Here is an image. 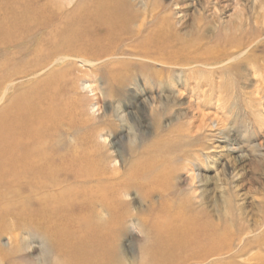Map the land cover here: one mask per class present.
Instances as JSON below:
<instances>
[{
    "label": "bare ground",
    "instance_id": "obj_1",
    "mask_svg": "<svg viewBox=\"0 0 264 264\" xmlns=\"http://www.w3.org/2000/svg\"><path fill=\"white\" fill-rule=\"evenodd\" d=\"M56 6L54 0H0V221L26 220L45 233L66 264H256L250 244L264 253L259 238L264 207L255 230L243 218L236 227L227 224L217 202L210 206L178 192L175 168L163 163L168 155L149 165L132 163L123 172L120 153L115 152L117 165L101 136L115 124L93 123V105L83 110L69 73L77 71V62L89 66L103 79L109 98H124L129 83L141 92L136 80L144 69L191 65L208 56L229 60L249 50L264 28L200 56L205 44L198 50L200 44L186 46L170 35L161 8L151 0L142 12L126 0H92L89 7L70 11ZM23 56H28L25 64H15ZM158 73L146 76L149 89L160 82ZM151 102L147 110L153 120L158 107L156 98ZM114 146L125 147L123 139ZM132 191L142 204L135 213L126 200ZM133 220L151 238L139 263L129 262L118 246ZM254 231L258 235L252 236ZM20 233L8 234L16 253L29 250L33 239Z\"/></svg>",
    "mask_w": 264,
    "mask_h": 264
},
{
    "label": "rangeland",
    "instance_id": "obj_2",
    "mask_svg": "<svg viewBox=\"0 0 264 264\" xmlns=\"http://www.w3.org/2000/svg\"><path fill=\"white\" fill-rule=\"evenodd\" d=\"M54 1L58 5L54 9L70 11L87 8L92 0ZM126 2L135 4L132 10L142 12L147 0ZM151 4L161 8L160 17L168 23L170 35L179 37L183 45L200 44V50L205 44L201 53L197 51L200 56L206 49H227L231 42L245 40L264 28V0H151ZM260 36L249 50L229 60L208 56L203 58L205 61L191 65L180 63L144 69V76L136 80L141 92L136 94L134 84L129 83V96L125 94L124 98H109L100 75L78 62L77 71L69 73L71 84L84 111L93 105V123L108 124L110 120L115 124L112 130L103 129L101 136L108 155L116 158L115 152L120 153L123 172L131 170L132 163L149 165L160 154L168 155L163 163L175 168L178 192L189 194L195 202H209L210 206L217 202L227 224L236 227L243 218L249 230H255L262 224L264 207V32ZM27 59L28 56H23L15 64L23 65ZM178 59L182 62L183 56ZM158 70L160 82L149 89L146 76ZM85 86L89 89L82 90ZM155 98L154 105L158 108L152 120L147 104ZM137 113L141 121L136 118ZM117 138L123 139L122 149L113 147ZM128 148L133 149L131 154ZM118 160L119 156L117 165ZM126 200L133 213L142 207L134 191ZM25 221L15 225L8 218L0 221V264H38L39 258L44 264H66L62 253L47 243L45 233L33 230ZM125 229L118 246L129 262L139 263L151 238L145 237L143 228L140 232L135 220ZM19 232L32 234L33 239L29 250L16 253L8 234ZM257 232L252 236L258 235ZM259 236L264 240V233ZM250 246L251 257H257L254 262L264 264L261 256L264 253H258V245Z\"/></svg>",
    "mask_w": 264,
    "mask_h": 264
}]
</instances>
